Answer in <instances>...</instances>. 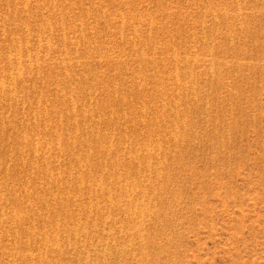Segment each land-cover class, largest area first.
Listing matches in <instances>:
<instances>
[{
  "label": "rangeland",
  "instance_id": "rangeland-1",
  "mask_svg": "<svg viewBox=\"0 0 264 264\" xmlns=\"http://www.w3.org/2000/svg\"><path fill=\"white\" fill-rule=\"evenodd\" d=\"M0 264H264V0H0Z\"/></svg>",
  "mask_w": 264,
  "mask_h": 264
}]
</instances>
